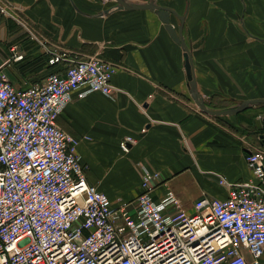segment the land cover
Here are the masks:
<instances>
[{
	"label": "crops",
	"instance_id": "obj_1",
	"mask_svg": "<svg viewBox=\"0 0 264 264\" xmlns=\"http://www.w3.org/2000/svg\"><path fill=\"white\" fill-rule=\"evenodd\" d=\"M149 1L183 18L196 89L208 110L264 100V0L129 2ZM115 4L0 0L11 15L0 13V64L15 88L41 84L62 70V64H49L51 52L97 57L116 69L110 80L116 92L74 94L57 119L77 141L87 182L113 207L127 204L133 212L143 171L157 173L153 199L170 191L188 214L204 196L228 197L230 188L217 175L229 184L255 182L246 156L264 149V104L229 115L201 111L189 92L182 48L158 17L148 10H115ZM170 23L176 30L181 25L174 15ZM127 138L133 143L124 152L120 144Z\"/></svg>",
	"mask_w": 264,
	"mask_h": 264
},
{
	"label": "built area",
	"instance_id": "obj_2",
	"mask_svg": "<svg viewBox=\"0 0 264 264\" xmlns=\"http://www.w3.org/2000/svg\"><path fill=\"white\" fill-rule=\"evenodd\" d=\"M50 54L49 64L63 69L26 89L15 88L0 64V264H261L264 149L246 156L255 182L217 175L228 197L204 196L192 214L170 191L154 200L159 175L146 170L134 211L113 207L87 182L77 141L57 119L74 94L116 92V69L97 57ZM132 143L122 141V151Z\"/></svg>",
	"mask_w": 264,
	"mask_h": 264
},
{
	"label": "water",
	"instance_id": "obj_3",
	"mask_svg": "<svg viewBox=\"0 0 264 264\" xmlns=\"http://www.w3.org/2000/svg\"><path fill=\"white\" fill-rule=\"evenodd\" d=\"M114 1L116 2V5L113 7V9L115 10H148L154 13L158 17L160 22L164 25V28L167 31L170 38L182 48L183 60H184V70H185V75H186V79L188 82L189 92H190L191 98L193 99V101L195 102V104L201 111L209 115H225V114L229 115V114H235V113L242 111L248 104H252V103L264 104V100H254V101L242 102L238 108L232 109V110L218 111V112H213V111L208 110L204 104V100L201 98V96L199 95L196 89L192 56L182 37V30H183V23H184L183 18L177 15L170 8L156 5L152 1H149L145 4H140V5L129 4V3H126L125 0H114ZM171 15L176 16L181 22V25L179 26L177 30L173 28L170 23ZM259 138L261 140V145L264 147V135H261Z\"/></svg>",
	"mask_w": 264,
	"mask_h": 264
},
{
	"label": "rangeland",
	"instance_id": "obj_4",
	"mask_svg": "<svg viewBox=\"0 0 264 264\" xmlns=\"http://www.w3.org/2000/svg\"><path fill=\"white\" fill-rule=\"evenodd\" d=\"M101 1H102V0H101ZM129 1H132V0H129ZM129 1H128V0H125L126 3H129V4H130ZM141 1H142V2H145L146 0H141ZM109 2H110V3L113 2V4L116 3L114 0H109ZM158 2H159V3H164V2H166V0H158ZM115 5H116V4H115Z\"/></svg>",
	"mask_w": 264,
	"mask_h": 264
},
{
	"label": "bare ground",
	"instance_id": "obj_5",
	"mask_svg": "<svg viewBox=\"0 0 264 264\" xmlns=\"http://www.w3.org/2000/svg\"><path fill=\"white\" fill-rule=\"evenodd\" d=\"M155 4V3H154ZM172 10V9H171ZM173 11V10H172Z\"/></svg>",
	"mask_w": 264,
	"mask_h": 264
}]
</instances>
